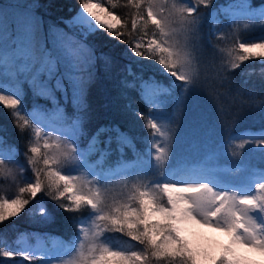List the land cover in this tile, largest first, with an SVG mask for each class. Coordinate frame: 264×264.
Returning <instances> with one entry per match:
<instances>
[{"label":"snow or ice","instance_id":"snow-or-ice-1","mask_svg":"<svg viewBox=\"0 0 264 264\" xmlns=\"http://www.w3.org/2000/svg\"><path fill=\"white\" fill-rule=\"evenodd\" d=\"M108 3L112 8L117 6L116 0H108ZM210 3L211 0H192L191 3L189 0H126L125 6L134 10L131 33L139 31L141 34L135 42L132 39L128 41L132 56L153 60L165 75L173 78L171 88L149 85L144 93L145 99L150 106L154 105L155 97L170 95L175 88H179L180 96L164 129L154 116L137 113L139 119L147 121L150 148L146 151L154 163L142 160L143 164H148L149 170L142 169L124 180L125 186L131 184V188L122 201L115 202L109 198L111 177L101 179L90 170L88 157L96 151L97 137L104 129H100L87 149L82 150L75 139L82 132L80 119L72 122L68 133L57 134L53 139V129L45 128L38 120L21 116L24 102L19 89L12 92L0 90V105L11 110V115L17 118V127L21 132L31 130L25 156L34 176V180L24 181L23 166L11 157L7 161L0 158V175L15 179L12 169L6 168V164L14 163L20 169L23 181L15 197L0 196V223L24 210L29 203L25 194L35 198L46 188L52 199L59 202L57 207L64 212L88 214V226H83L81 219L79 232L82 235L78 236V247L73 249V255L65 264H151L153 260L157 264H244V258L238 255L237 249L264 254V174L255 181L253 193L244 188L238 177L231 175L232 170L219 164L183 181L174 179L175 172H169L167 167L176 140L175 126L180 123L183 113L187 111L191 115L194 111L200 80L197 50L201 41L199 25L202 13L198 8L201 5L207 8ZM79 6L80 12L74 23L84 26L87 33L104 32L109 39L125 43L122 37L128 31L127 20L106 7L102 0H79ZM260 18L264 20V12ZM233 24L235 27L220 37L232 43L228 56L232 57V51L235 52L231 59H222L221 71L225 73V79L229 71L239 68L245 61L264 60V36L258 40H246L239 35L236 21ZM35 30V22L26 20L22 22L20 31L8 39L0 34V69L10 75L17 69L30 73L36 94L52 96L53 88L45 83L43 74L56 78L53 63L50 53L37 46ZM214 47L223 51L218 45ZM257 49L260 51H255ZM87 51L89 61L72 64L67 77L57 79L54 86L56 90L63 89L64 94L71 91L73 104L79 110L86 107L84 97L92 79L89 68L97 59L91 49ZM100 59L106 66L111 64L107 56L102 55ZM77 73L79 77L73 79ZM249 107L259 110L264 121V99ZM217 111L219 113L223 109L218 108ZM157 133L160 140L156 139ZM228 137L230 140L233 138L231 130ZM116 139L118 143L131 146V141L118 129ZM243 139L244 143L238 147L256 143L259 159L264 162V130L259 135ZM0 143H3V138H0ZM229 151L233 158L239 157L238 152ZM197 167L193 165L188 170L189 174ZM66 168L75 169L80 174L64 171ZM188 223L224 233L229 237V246L220 256L213 258L205 254L201 257L192 250L183 235L186 231L183 226ZM112 232L128 237L141 247L112 248L105 235ZM2 255L11 259L17 254L4 251ZM20 255L24 261L34 259L28 254Z\"/></svg>","mask_w":264,"mask_h":264},{"label":"trees","instance_id":"trees-1","mask_svg":"<svg viewBox=\"0 0 264 264\" xmlns=\"http://www.w3.org/2000/svg\"><path fill=\"white\" fill-rule=\"evenodd\" d=\"M219 1L211 0L207 8L203 5L199 6L198 10L202 13L199 25L200 35L202 31L205 32L207 23H209L208 13ZM102 2L110 10L127 20L128 31L122 37L125 43H118L117 40L109 39L104 32L88 33L85 38L84 43L88 49L92 50L97 59L89 68L92 79L87 86L84 97L87 118L86 120L80 119L81 126L85 131V133H81V138L86 141L95 136L103 126H116L133 142L134 147L126 148L128 156L132 157L137 149L140 151L145 146V143L140 142L139 139L149 136L150 131L146 127L147 121L139 119L137 113L154 116V109L148 101L143 99L134 83L128 82L130 77L135 74L146 77L154 76L158 81L168 83V86H170L172 78L165 75L161 67L153 60L132 56L128 41L132 39L135 42L140 39L141 34L139 31L131 33V18L134 10L125 6L126 0H116L117 6L115 8L111 7L108 0H102ZM252 2L259 4L264 0H252ZM78 5L79 0H0V9L9 8L31 17L44 24V28L47 30L49 29L48 25L50 27H63L65 30L64 20L72 15ZM210 38L211 43H209ZM219 39L214 36L201 35L200 47L197 51L203 52L201 59L204 65L201 67L195 107L191 115L187 111L183 113L180 123L175 126L176 144L181 140L184 145L188 143L191 145L199 144L203 149L215 150L218 145L214 143L218 136L225 139L229 138V130L234 134L244 129L256 130L264 127L260 111L249 107L250 104L258 103L264 99V66L260 64L261 59L245 61L239 68L229 71L226 74L227 79H225V73L221 71V63L224 58L231 59V57H227V53L231 50L232 44ZM214 45H218L223 51H219ZM102 55L110 58V65L106 66L104 61L100 59ZM127 69L131 74L128 73ZM123 75L126 77L124 80ZM24 90L26 93L23 102L24 108L27 110L34 101V95L27 86ZM178 94L179 89L172 93L174 96ZM169 98L170 95H167L162 99V109L166 110L168 114L166 121L172 116V106L176 101L175 99L169 100ZM63 105L64 115L69 117L71 121L72 110L75 106L72 101H66ZM218 108H222L223 111L218 113ZM27 111L21 109V116H28ZM30 137L31 130L25 129L21 132L17 127V118L11 115V110L4 109L0 105V138H3V143L0 145L8 149L12 148L13 153L24 163L27 174L33 176L32 168L28 165L25 156ZM100 138H105L104 131L100 132L97 137V139ZM205 140H208V146L205 144ZM119 145L118 142L114 144L116 148ZM177 147L182 150L181 144H177ZM122 149L124 150V148ZM28 155L31 154L28 153ZM244 157H242L243 160L240 159L245 160L244 165L250 163L251 159L254 158L253 155H247L245 159ZM151 160L152 158H150V163H152ZM255 160L261 164L259 156ZM18 189L14 195L18 194ZM25 198L29 200V203L24 210L17 216L0 223V264L5 260L2 253L7 246H15L23 242L33 243L38 237H42L47 243L52 238L60 237L72 245L77 234V221L88 216L87 212L83 214L64 212L57 207L59 202L52 199L46 188L45 191L38 193L35 198H31L28 194H25ZM124 199L117 198L118 201ZM35 206L45 208L48 216H41L39 212L35 211ZM112 235L115 236L114 232ZM20 254L19 251L17 256L22 258ZM24 262L32 263L34 261ZM151 264H157V262L153 260Z\"/></svg>","mask_w":264,"mask_h":264},{"label":"rangeland","instance_id":"rangeland-1","mask_svg":"<svg viewBox=\"0 0 264 264\" xmlns=\"http://www.w3.org/2000/svg\"><path fill=\"white\" fill-rule=\"evenodd\" d=\"M189 2L191 3L192 0H189ZM79 12L80 6L78 5L72 15L64 20L65 31L63 30V27H50V25H48L49 29L47 30L44 28V24L31 17L22 15L19 12L17 13L15 10H10L9 8L0 9V34H2L4 39H8V37L13 36L14 33L20 31L22 22L26 20L35 22V41L37 46L43 49L44 52L50 53V58L53 63V73L56 77L53 79L49 78L47 73L43 74L46 78L45 83H48L53 88V93L52 96H41L37 95L33 88L32 75L30 73L21 72L17 69L14 74L10 75L4 73V71L0 69V90L12 92L19 89V95L23 101V97L26 93L24 89L27 86L34 95V101L32 102L31 107L27 109L28 111L25 110L24 106L22 109L27 111L31 119L38 120L45 128L53 129V139H55L57 134L68 133L73 121L77 119L86 120L87 118L85 108L79 110L78 106H75L74 110H72V120L70 121L69 117L64 115L63 103H66V101L73 102L71 91H69V94H64L63 89L56 90L54 87L57 79L67 77L72 64L89 61V53L87 51L88 46L84 43L88 33L85 31L84 26L74 23ZM262 12H264V2L259 5H254L251 0H246V2L245 0H222L217 7L208 14L209 23H207L205 32L202 31L201 35L220 38L224 36L225 33L229 32L231 28L235 27L233 21H236L238 24V32L241 37L246 40H258L259 37L264 36V20L260 18ZM219 40H226L231 43L228 39L220 38ZM66 48L68 51H66ZM255 51L258 52L260 50L257 49ZM234 55L235 52L232 51V57ZM201 56H203V52L197 51V58L200 61L199 72L202 71L201 67L204 65ZM227 57H229L228 53ZM260 64L264 66V60L261 59ZM127 70L128 73H130L129 69ZM78 77L79 73L75 74L73 79H77ZM124 79H126V77L123 75V80ZM135 79L140 80H138V86L143 93H145V90L149 85L157 84L152 80L145 82L141 76H136ZM65 82L67 81L65 80ZM128 82L135 83L132 77H130ZM142 83L144 85L143 88ZM156 99L159 98L157 97ZM169 100H173V98L170 97ZM177 100L178 99H176V101ZM176 101H174L175 103L172 106V113L176 108ZM153 109L156 122H158L161 128L164 129L166 119L168 118L166 117V115L168 116L167 111L161 109V103L157 102L153 105ZM81 129L82 132L85 133L82 126ZM101 129L105 130V138L97 139L98 143L96 145V151L90 153L88 157L90 170L92 173H95L98 178L102 179L106 176L111 177L112 191L109 193V198L112 201L118 202L117 198H126L131 188V184L125 186L124 180L128 177L134 176L142 169L149 170L148 164L142 163V160L150 162L151 156H149L146 151V149L150 148L148 142L149 136L139 139L140 142L142 141V143L146 144V146L143 147L144 152L137 149L136 153L130 157L126 152V148L134 147L132 144L133 142H131V146L120 143L119 147L116 148L114 144L117 143L116 137L118 128H109V126H105ZM262 130H264V127L257 130H242L233 135L231 140L229 138L225 139L218 136L214 143L218 145L215 150L203 149L199 144L191 145L189 143L182 145V148L184 147L182 150H178L177 144L174 142L173 146L175 144L176 146L170 154L171 159L167 166L168 171H174V179L183 181L190 179L193 176H199L202 170L211 169L219 164L232 170L231 175L238 177L242 181L244 188L254 193L255 181L259 180L261 175L264 174V162H261L260 164L255 160V158L259 156V146L256 143H245L243 148H239L238 145L244 143V137L253 134L259 135ZM119 132L122 133L120 130ZM92 137L85 141L84 138H81V134L76 136L75 139L78 147L82 150H86ZM110 137L111 142L108 143ZM126 137L128 138L127 135ZM156 139L160 140L159 133H157ZM42 143L43 140H41V144ZM205 144L208 146V140H205ZM122 148H124L125 151ZM11 149L12 148L8 149L7 147L0 145V158H4L7 161L8 158L11 157L25 169L23 172L24 181L34 180L32 175L27 174L24 163L21 162L20 158L13 153V150ZM229 149L238 152L239 157L233 158ZM101 153L104 155L102 156ZM244 155L246 156L244 157ZM247 155H253L254 158L251 159L250 163L244 165L243 162L245 160L242 161V157L245 159ZM152 163H154V161H152ZM193 165H197L198 167L194 172L189 174L188 170L191 169ZM6 168L12 169L16 178L13 179L12 176L0 175V195L5 198H13L17 195H14L17 189L20 186H23V181L20 179V169L17 168L14 163L6 164ZM237 168H239L240 171H234ZM64 171L75 175L80 174L79 171L72 168H66ZM35 211L39 212L43 217L48 216L47 210L41 206H35ZM81 219L83 220V226L87 227V218ZM81 219L77 221V224L79 222V228L81 227ZM183 227L186 229L183 235L189 241L190 247L194 252L199 253L201 257L205 254L213 258L220 256L224 251V248L230 244L229 237L222 232H216L210 228L191 223H188ZM114 234L115 236L112 235V233L105 234L108 238V243L112 248L129 249L130 245L134 248L141 247L140 245H137L136 242L131 241L128 237L122 236V234H117L115 232ZM79 235L82 234L78 230L75 243L72 245L68 244L63 239H60V237L50 239L49 243L45 242L42 237H38L33 243L23 242L15 246H7L5 251H12L16 254L20 251L21 254H28L37 258V262L26 263L22 258L16 255L11 259L4 257L5 260H3L1 264H65V262L73 255V249L78 247ZM237 252L239 256L244 258V264H264V254L249 249H237ZM204 264H208V262H204Z\"/></svg>","mask_w":264,"mask_h":264}]
</instances>
